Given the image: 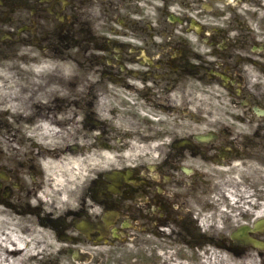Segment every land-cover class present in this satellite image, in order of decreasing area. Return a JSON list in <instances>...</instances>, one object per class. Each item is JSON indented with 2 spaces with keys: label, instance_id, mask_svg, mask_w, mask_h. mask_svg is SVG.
<instances>
[{
  "label": "flooded vegetation",
  "instance_id": "1",
  "mask_svg": "<svg viewBox=\"0 0 264 264\" xmlns=\"http://www.w3.org/2000/svg\"><path fill=\"white\" fill-rule=\"evenodd\" d=\"M237 1L250 7L218 8L216 0H0V69L16 78L6 86L16 93L15 108L0 113V137L13 159L0 166V193L15 207L17 173L44 175L42 160L57 153L80 157L82 183L52 217L80 264H177L166 261L170 250L175 259L185 250H219L244 262L253 255L232 239L258 217L246 209L218 214L207 232L199 225L201 189H211L215 169L258 160L264 170V113L256 112H264V63L260 84L248 83L250 59L243 54L256 42L208 23L210 15L256 9L264 46V0ZM188 38L196 49L211 48L212 61L194 53ZM51 62H72L83 75L58 80ZM206 82L223 87L230 105L201 118L196 96ZM255 201L253 211L264 220V192ZM252 236L264 243V226ZM256 255L264 264V248Z\"/></svg>",
  "mask_w": 264,
  "mask_h": 264
},
{
  "label": "bare ground",
  "instance_id": "2",
  "mask_svg": "<svg viewBox=\"0 0 264 264\" xmlns=\"http://www.w3.org/2000/svg\"><path fill=\"white\" fill-rule=\"evenodd\" d=\"M51 163L53 165L51 166ZM46 169L51 172V176H55V182L50 183L60 184L63 177L58 174L62 171L58 167L64 169L69 168L70 163L66 158H57L56 160H48L45 164ZM47 191H40L38 195L42 198L46 197ZM64 196L66 192L62 193ZM40 201L36 204L34 196L27 202L26 206L32 210L39 207ZM48 203V202H47ZM36 204V205H35ZM12 206L9 202L1 200L0 202V264H22L24 261H30V264H35L34 261L39 255H42L45 249L51 244L46 242V237H42L44 231L38 224L34 223L33 219H38L36 216H17L14 215ZM37 213V212H35ZM31 217V218H29Z\"/></svg>",
  "mask_w": 264,
  "mask_h": 264
},
{
  "label": "rangeland",
  "instance_id": "3",
  "mask_svg": "<svg viewBox=\"0 0 264 264\" xmlns=\"http://www.w3.org/2000/svg\"><path fill=\"white\" fill-rule=\"evenodd\" d=\"M221 177L217 179L216 184L218 185L217 190L215 191V193H221V190L224 188L229 187L233 182L238 181L239 180L243 181L246 185L251 186L252 189H254L257 192V187L261 184H264V182L260 179L259 175H256L255 173H247L244 175H238L236 173H234V175L232 173H228V174H221ZM238 177V178H237ZM224 185L223 188H220ZM235 185V183H234ZM254 186V187H253ZM215 188V185H214ZM38 263V261H37ZM27 264V263H26Z\"/></svg>",
  "mask_w": 264,
  "mask_h": 264
}]
</instances>
